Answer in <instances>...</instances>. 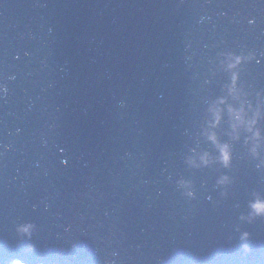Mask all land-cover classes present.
I'll use <instances>...</instances> for the list:
<instances>
[{
    "label": "water",
    "instance_id": "obj_1",
    "mask_svg": "<svg viewBox=\"0 0 264 264\" xmlns=\"http://www.w3.org/2000/svg\"><path fill=\"white\" fill-rule=\"evenodd\" d=\"M242 101L264 0H0V264H264Z\"/></svg>",
    "mask_w": 264,
    "mask_h": 264
},
{
    "label": "clouds",
    "instance_id": "obj_2",
    "mask_svg": "<svg viewBox=\"0 0 264 264\" xmlns=\"http://www.w3.org/2000/svg\"><path fill=\"white\" fill-rule=\"evenodd\" d=\"M237 62H239V58H237ZM233 80H235V77H233ZM224 103L225 100L221 98L216 102V105ZM216 105L209 108L212 117L208 124L209 129L216 128L221 120V109ZM227 114L230 129L229 135L236 140L240 139L241 135H243L244 144L249 146L248 151L251 157L253 159H259L260 163L264 164V158H261V150H264V134H262L261 128L258 126L260 121L264 120V108L261 107V103L258 102L255 107L250 102L243 101L235 107L228 105ZM206 135L207 139L217 148L219 162L224 167H228L231 162L230 146L227 143H219L213 131H208ZM206 155L201 156L203 163H207ZM220 182L222 183L223 179ZM250 206L254 213L264 214V202L256 201ZM21 231L27 232L28 228L24 227Z\"/></svg>",
    "mask_w": 264,
    "mask_h": 264
}]
</instances>
